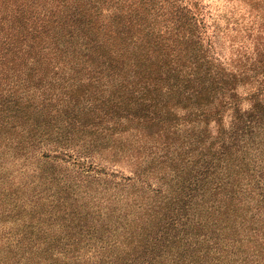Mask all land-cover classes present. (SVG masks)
<instances>
[{"label": "trees", "instance_id": "1", "mask_svg": "<svg viewBox=\"0 0 264 264\" xmlns=\"http://www.w3.org/2000/svg\"><path fill=\"white\" fill-rule=\"evenodd\" d=\"M0 264H264V0H0Z\"/></svg>", "mask_w": 264, "mask_h": 264}, {"label": "rangeland", "instance_id": "2", "mask_svg": "<svg viewBox=\"0 0 264 264\" xmlns=\"http://www.w3.org/2000/svg\"><path fill=\"white\" fill-rule=\"evenodd\" d=\"M209 1V3H212L213 6H216L217 4L219 3H222L223 0H207ZM104 156H105V160L104 159H96L95 158V161L98 163V162H101L100 165H98L96 162H94V166H96L98 169H102L108 173H114L117 175L116 179L117 181H121L122 180V176H127V175H130L131 174V169L129 166H127L125 163H122V154H119V156H117L118 158L121 159L120 162L118 163H114V162H109L107 159H111V158H114V156L109 153V152H105L104 153ZM102 157V156H101ZM103 158V157H102ZM6 166L4 167V169H7V168H14V165L12 162H9L7 163L6 162ZM20 164V163H19ZM59 164L62 166V168L64 169H67V170H70L73 165L71 163L69 164H66L64 162H59ZM33 168H35V165H31ZM64 173V170L61 169L60 167H58L55 171V174L56 175H63ZM91 174H94V175H98L96 173H91ZM100 173L97 177H90V182H91V188H93L95 191L99 192L102 188L103 185H101L100 181H99V177H100ZM89 180V179H88ZM32 183H39V186H35V187H32L28 190L30 191H34V190H47V189H54L55 188V185L57 183V179L54 178L53 176H50L48 178H38L36 176H33V179L31 181ZM110 193L111 192H105L103 191V194L105 195H109L110 196ZM120 193H122V190L120 191ZM113 197H115V194L113 195ZM122 198V194L120 196ZM117 207L119 208V210H117L119 212V216L120 218L116 219L114 224L115 225H119V224H122V201H120V203L117 205ZM120 254H122V249L119 251Z\"/></svg>", "mask_w": 264, "mask_h": 264}]
</instances>
